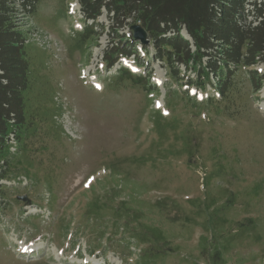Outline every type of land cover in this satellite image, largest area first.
<instances>
[{"label": "rangeland", "instance_id": "374dc122", "mask_svg": "<svg viewBox=\"0 0 264 264\" xmlns=\"http://www.w3.org/2000/svg\"><path fill=\"white\" fill-rule=\"evenodd\" d=\"M71 2L16 4L28 119L0 181V264H264L262 65L222 72L220 92L219 74L174 75L148 43L126 62L151 86L115 79L121 58L104 59L138 22L77 19Z\"/></svg>", "mask_w": 264, "mask_h": 264}, {"label": "trees", "instance_id": "16d2710c", "mask_svg": "<svg viewBox=\"0 0 264 264\" xmlns=\"http://www.w3.org/2000/svg\"><path fill=\"white\" fill-rule=\"evenodd\" d=\"M36 1L0 0V157L6 153L3 141L9 126H19L20 132L28 119L30 65L26 32L14 20L18 10L16 4L25 11L26 4H30L27 10L30 12ZM79 3L85 17L93 21L105 7L112 20L129 17L134 23L139 22L155 52H159L158 56L168 58L172 74L179 73V64L187 67L192 61L198 64L199 70L208 68L207 75H220L217 85L220 92L224 91L222 72L230 75L239 66L251 71L258 63L264 65V0H79ZM248 3L253 5L252 9H246ZM93 32L92 27H87L83 35ZM168 32L171 36L165 37ZM119 41L111 47L112 54L104 59L108 66L117 57L136 51L137 43L132 37ZM203 57L207 60L203 61ZM256 75L258 72L253 78ZM115 79L143 84L145 76L121 68ZM148 79L149 76L146 81ZM4 174L5 170L0 175Z\"/></svg>", "mask_w": 264, "mask_h": 264}, {"label": "water", "instance_id": "95a60500", "mask_svg": "<svg viewBox=\"0 0 264 264\" xmlns=\"http://www.w3.org/2000/svg\"><path fill=\"white\" fill-rule=\"evenodd\" d=\"M134 38L135 40H139L142 44L148 43L149 39L147 38V33L144 28H142L138 24H134Z\"/></svg>", "mask_w": 264, "mask_h": 264}, {"label": "built area", "instance_id": "2783aa9c", "mask_svg": "<svg viewBox=\"0 0 264 264\" xmlns=\"http://www.w3.org/2000/svg\"><path fill=\"white\" fill-rule=\"evenodd\" d=\"M9 137H10V138H9V140H12V139H14V134L10 132V134H9ZM11 150H14V149H13V148H11Z\"/></svg>", "mask_w": 264, "mask_h": 264}]
</instances>
